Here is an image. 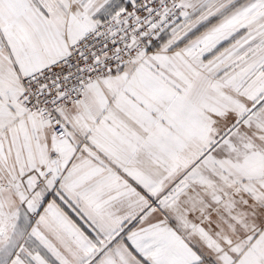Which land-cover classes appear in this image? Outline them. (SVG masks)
I'll list each match as a JSON object with an SVG mask.
<instances>
[{"label": "snow or ice", "instance_id": "6c2138e0", "mask_svg": "<svg viewBox=\"0 0 264 264\" xmlns=\"http://www.w3.org/2000/svg\"><path fill=\"white\" fill-rule=\"evenodd\" d=\"M0 264H264V0H0Z\"/></svg>", "mask_w": 264, "mask_h": 264}]
</instances>
